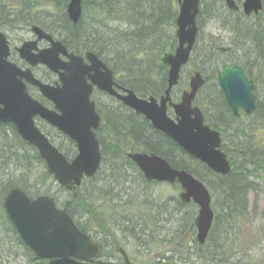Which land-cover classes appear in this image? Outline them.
Instances as JSON below:
<instances>
[{"label":"trees","instance_id":"trees-1","mask_svg":"<svg viewBox=\"0 0 264 264\" xmlns=\"http://www.w3.org/2000/svg\"><path fill=\"white\" fill-rule=\"evenodd\" d=\"M49 3L53 5L54 16H56L52 19L50 31L62 38L69 49L81 53L85 51L96 53L111 66L119 83L133 90L139 97L162 95L166 88L167 68L161 64L160 60L163 54L173 51L176 46L174 35L178 14L176 0H84L82 19L76 26L67 20L65 14L67 0H49ZM86 15H90L95 20V25L83 27L82 21ZM97 20H104V23L98 24ZM110 22L114 23L112 29L107 25ZM217 92L219 97L213 98L212 108L218 119H221L227 107L221 92L219 90ZM173 95L179 97L177 94ZM196 105L202 106L208 112V97L207 100L198 97ZM124 109L122 105L117 107L111 140L105 141L97 137L101 147V167L95 178L84 181L94 185L96 194L92 196L96 197V201L81 194L78 189L77 198L71 199L63 205V208L81 231L89 234L95 229L91 227V224L100 231H109L107 227L109 221L105 220L102 212L98 211V207L111 208L113 204L117 209V205L122 204V198L116 194L103 196L102 193L112 192L110 190L112 187L113 190L117 189L120 182L126 183L133 179V176L139 183L147 184L135 165L126 159V152L131 149V151L143 150L153 153L166 160L172 168L190 173L202 182L212 195L217 196V209L220 213L215 217L206 242L199 245L195 240L196 207L192 204L184 206L177 199L175 200L177 211L173 213L179 215L178 227L170 239L166 237L159 239L160 235L153 229L154 224L158 223L157 216L168 215L166 205L165 208L159 206L155 215L153 208L143 201L145 210L140 215L123 213L119 224L113 225L111 221L112 226L129 230L132 233L130 236L136 241L146 238L147 246L172 244L177 241V248L180 253L182 252V256L199 259L204 264H231L235 256L232 246L241 234V227L247 223V193L256 190L252 178H255L264 168V151L258 147L257 140H251L250 129L246 128L243 122H236L231 113H228V122H209L213 129L223 131L222 150L231 166L229 174L220 176L189 157L166 136L152 130L141 117ZM257 110L256 107L253 114ZM204 118L208 121L206 114ZM205 123L208 125V122ZM263 124L264 122L261 125L264 126ZM227 135L232 136L227 142L232 146L235 157H232L227 150L228 145L225 143ZM0 137L3 140L1 141L5 161L4 179L0 182V202L3 196L13 188L24 190L30 197L43 194L54 198L49 187L56 182L45 172L37 151L23 142L14 128L8 124L0 125ZM50 141L68 160L75 156V146L71 141L66 140L70 148L65 151L55 143L52 137ZM37 164L42 166V171L32 176ZM106 165L108 167L104 171H108L109 175L100 180V186L99 184L97 186L96 180L105 173L101 171ZM47 183L49 187L46 186ZM54 200L56 201L55 198ZM70 203H75L81 213L71 208ZM160 210H162L161 213ZM82 215H85L86 221L91 223L89 226L85 224L81 226L76 220ZM4 216L7 221V216ZM11 229L15 241L30 256V259L37 264H46L45 261L36 260L30 250L22 244L13 226Z\"/></svg>","mask_w":264,"mask_h":264},{"label":"water","instance_id":"water-1","mask_svg":"<svg viewBox=\"0 0 264 264\" xmlns=\"http://www.w3.org/2000/svg\"><path fill=\"white\" fill-rule=\"evenodd\" d=\"M178 15L175 21L177 46L173 53L164 54L161 62L167 67V85L163 95L156 99L152 96L140 98L129 89L119 94L112 87V72L93 52H87L83 58L68 55L66 75H60L61 86L49 87L37 82L29 71L22 72L13 65L1 60L0 54V123H10L19 137L33 146L46 165L48 174L67 190L75 189L83 178L95 176L101 161L95 130L99 126V117L90 100L92 87L117 98L125 107L149 121L154 130L172 140L183 152L201 162L215 174L226 176L231 168L226 155L220 150V134L204 125L201 111L192 107L197 92L205 80L200 73H194L189 79L188 90L182 92L178 103L171 99L172 88L178 84L181 69L188 63L197 37V17L200 0H176ZM226 6L234 9L233 0H225ZM260 0H244L245 14L257 13ZM66 14L72 25L76 26L81 17V0H69ZM38 39L52 37L33 27ZM65 49L58 41H52L54 57L56 49ZM51 51L48 52V54ZM21 58L32 65L44 64L53 71L57 67L50 59L42 55L33 60L19 49ZM19 77L18 80L15 77ZM87 77V78H86ZM25 79L39 88L40 93L53 103L48 110L27 95ZM89 79L90 83L87 82ZM218 84L228 107L234 116L241 109L250 114L255 109L254 86L246 79L238 67H224L218 74ZM170 107L176 117L172 121L167 116ZM45 121L74 142L77 153L68 161L49 139L35 126L34 118ZM127 157L136 165L145 180L177 182L181 188L178 198L183 204L192 202L197 206L194 220L196 241L204 244L211 229L213 211L210 206L208 189L202 182L184 170L172 168L167 161L154 154L129 153ZM5 212L17 230L21 241L38 259L48 260L49 264H88L100 254L97 244L80 232L65 210L58 209L52 198L38 196L31 199L20 189L10 190L4 197ZM125 264H131L124 251L119 250Z\"/></svg>","mask_w":264,"mask_h":264},{"label":"flooded vegetation","instance_id":"flooded-vegetation-1","mask_svg":"<svg viewBox=\"0 0 264 264\" xmlns=\"http://www.w3.org/2000/svg\"><path fill=\"white\" fill-rule=\"evenodd\" d=\"M68 1L69 0H67V3ZM83 2L84 0L81 1V6ZM233 3L235 6L234 9H230L226 6L225 0H212V2L210 1L209 4L210 11L208 8L210 15L208 12V21L211 19L214 21L217 20L218 24L216 25L215 28L218 34L216 35L208 34V50H207L208 62L212 61V63L214 62L217 63V61L219 60L218 57H225V56H231L234 59L230 61L223 60L221 63L222 64L221 68H219V66L216 64H214L216 66H212V65L208 66V76H203L205 80V84L203 88L208 83V90H209V86H210L209 84L211 82V79H213L215 80V85L212 86L211 91L213 92L219 90L221 92L218 84V74L222 72L224 67L235 66L242 70L246 79L254 86L252 94L255 97V109L256 107L258 108L259 105L263 106L264 108V104L260 102L257 92L259 88L261 87L264 88V0H260L261 8L257 13H250L248 15L245 14L243 10L244 0H233ZM38 4H39L38 0H0V54H3L1 56V60L3 61V63L7 62L8 64L15 66L16 68L20 69L22 72L29 71L33 79H35L40 84L44 86L56 88L57 86H61V83L59 81L60 75L67 74L66 70L68 69V61H69L68 55L74 54L75 56L81 57L83 58L84 61L83 64H87L88 62L85 59V54L88 51L81 53L71 50L67 47L66 42H64L62 38H60L58 35H54L50 31L52 19L56 18V16H54V12L53 14H47L44 18L42 16L38 17L39 13L36 11ZM66 5H65V9H66ZM200 14H201V3H200ZM82 15H83V10H82ZM66 17L67 20L69 21L67 14ZM39 21H43L44 23H46V25H42L41 23H39ZM33 27H38L44 32V34L51 36L52 39L51 40H48L46 38L38 39L36 32L33 30ZM197 29H198L197 31V37H198L199 34L198 22H197ZM197 37H196V41H197ZM223 39L226 41L227 47H220V44L222 43ZM52 41L60 42L62 44V47L65 49L64 50L65 53H62V50H60V48L59 49L57 48L55 50V52L57 51V57H54L53 56L54 52L52 50ZM195 45L193 49L195 48ZM22 47H24V51L31 57V59L39 60L42 57V55H45L50 59V61L53 62V64L56 67L57 65H60V68H57V71H53L44 64H40V63L38 64L36 63L35 65L30 64L20 56L19 49H22ZM49 51L51 52L48 54ZM98 58L112 72V81L119 86V88H117V86H113L112 88L119 94H124L123 89H129V88L123 87L119 83L117 75L114 73L111 66L105 63L100 57ZM232 63H237V64L235 65ZM209 74H211V77H209ZM206 78L208 79V82ZM15 79L18 80L19 77L17 76L15 77ZM180 79H179V83H180ZM21 82L25 85L27 95L29 96L30 99L36 101L37 103H39L41 106H43L48 110H53L54 106L52 101L45 98L40 93L38 87L28 83L25 79H22ZM87 82L90 83L89 79H87ZM185 90H188V87L185 86V89L183 91ZM182 92L181 90H178L177 87L172 88L171 98L173 103L179 102V98L174 97L173 94L180 95ZM221 94L223 96L222 92ZM159 97H154V98L159 99ZM140 98L147 99L148 97H140ZM197 98H198V94L197 97L192 102V107H197L201 111L203 115V122L204 123L208 122V127L211 130L218 131L222 139L223 131L221 132L217 129H213L209 125V122H228L227 121L228 113L229 114L231 113L232 115V112L228 107V105L226 104L224 96L223 99L227 109L224 113V116L221 117V119H218V116L216 115V113L212 108V100L210 98L209 92H208V112H206L202 108V106L196 105ZM90 100L94 103L95 112L99 117V126L94 133L101 154V147L97 137L99 136L101 139H104L105 141L111 140V133H113L114 131L113 126L117 115V107L119 105H122L125 108L124 110H126L127 112L131 113L133 111L125 107L120 101L117 100L116 97L106 92H102L98 90L95 86L92 87ZM253 113L254 112L250 114H245L241 109H239L238 116L235 117V120L236 122H242L244 118L247 119L251 117ZM204 114L208 116V121L204 118ZM137 116L141 117L143 121L146 122L149 125V127L152 128V130H154L151 123L147 121L143 116L141 115H137ZM167 116L172 121H175L176 119L170 107H168L167 109ZM34 122L37 128L43 134H45L49 140L51 137L53 139H55V137H59L63 140H69L67 136L61 134L57 129L50 126L49 124L39 119L38 117L34 118ZM6 124L7 123H0V125H6ZM129 152H131V149H129L126 152V159H128L127 155ZM135 152L153 154L143 150H136ZM4 167H5V161H4L3 142H2V144H0V182H2L4 179V174H5ZM45 172L48 174L46 168H45ZM213 197L211 196V198ZM3 198H2V202H0L1 220L2 217L5 215ZM7 223L8 225H10L9 221H7ZM90 237L92 238L91 235ZM96 243L101 244L102 241L96 239ZM119 247L121 246L114 247L113 250L117 251ZM128 259L130 262H132L129 257ZM90 262L95 264L94 259L90 260ZM97 264H113V263H102L99 261L97 262ZM117 264H124V261L121 259V257L119 258V263Z\"/></svg>","mask_w":264,"mask_h":264},{"label":"rangeland","instance_id":"rangeland-1","mask_svg":"<svg viewBox=\"0 0 264 264\" xmlns=\"http://www.w3.org/2000/svg\"><path fill=\"white\" fill-rule=\"evenodd\" d=\"M212 0H201V14L198 20V28L199 34L197 37L195 48L192 52L191 59L188 65L182 70L180 83L177 86L178 90L181 92L185 89L187 85L188 79L187 75L191 74L194 71L200 72L203 76H208V66H216L219 68L222 67V61H230L233 60L231 56L218 57L217 63L212 61L208 62V34H218L216 31V25L218 24L217 20H209L208 21V12L210 11L209 4ZM39 4L37 5L36 11L39 13V16L43 18L47 14H53L54 7L49 3V0H38ZM209 8V11H208ZM203 10V11H202ZM210 15V12H209ZM42 25H46L43 21H39ZM98 24H103V21H98ZM83 27H88L89 25H95V20L90 16L86 15L84 20L82 21ZM110 29L114 28V23L110 22L107 24ZM209 32V33H208ZM220 47H227L226 41L223 39ZM216 64V65H214ZM211 77V74H209ZM262 81V79H261ZM200 91L198 94L199 98L207 100L208 92L210 94L211 100L214 97L218 98L217 91H211L213 85H215V80L211 79L209 84ZM217 85V84H216ZM258 98L260 102L264 104V88L258 89ZM264 108L259 105L258 110L249 118L243 119V125L246 128H249V134L252 138L251 140H257L258 147L264 151V126H262V122H264ZM208 117V116H207ZM251 122H256L255 124ZM264 125V124H263ZM55 136V135H54ZM225 138V143L228 145V152L232 157L234 156V151L232 150V146L227 142L231 140L232 136L227 135ZM55 143L61 147L62 150L69 149V145L66 140H63L59 137H55ZM0 142L1 139H0ZM110 156V153H109ZM108 165L104 167L101 173H104L105 169H107ZM39 171H42V166L38 165L33 170L32 176L38 174ZM100 173V174H101ZM109 172H105L101 174L96 180L97 186H100V180L103 178H107ZM37 179V175L35 176V180ZM255 184V191H249L247 193V212L246 216V225L241 227V234L235 240L233 247V251L235 253L234 259L231 260V264H264V168L257 173L255 178H252ZM49 187V184H46ZM115 187V185H114ZM50 193L53 194L56 199L57 205L62 207L67 202H70V195L64 190L60 189L57 184L49 187ZM80 193L86 195V197L94 199L96 201V197L92 196L96 194V190L94 189V185H90V183L85 182L79 188ZM112 192L102 193L105 195H114L116 194L119 198H122V204L117 205L118 208L112 204V207L109 206H99L98 211L102 212L105 220L109 221L108 228L109 231H103L98 229L96 226L91 224L94 230H91L89 233L92 234L93 239H98L103 243V252L102 255L95 260V264L97 262L102 263H119V256L113 248L115 247V243L117 242L119 246H121L125 252L127 253L130 260L135 264H204L201 260L195 258H187V256H182V252H179V248H177V241L172 242V244L165 245H145L146 238L141 241H136L130 235L132 234L127 231L125 228L113 225L119 224L120 217L123 213L129 214H138L142 213L145 209L142 204L144 201L146 205L151 206L153 208L154 214L156 215L159 206H167L166 216H157L158 220L157 224H154V231L157 232L160 237L159 239L166 237L170 239L172 233L177 231L178 227V217L179 215L174 214V211H177V206L175 204V200L177 198L179 187L177 185H169V184H156L150 183L148 185H144L139 183L133 176V179L126 181V183H121L118 185V188L113 190ZM129 197V199H128ZM217 196L215 195L212 198V208L215 211V214L218 216L220 211L217 209ZM71 204V203H70ZM71 208H74L77 212H80L79 207L75 203L71 204ZM162 210H160L161 213ZM86 216H81V218H76L77 221L80 222V225H84L86 221ZM6 222V221H5ZM6 225V226H5ZM3 225L2 220L0 219V262L2 264H37L36 262L30 259V256L26 254L15 241L14 236H12L10 229H8V223L6 222ZM93 225V226H92ZM89 226V225H86ZM137 230V229H135ZM113 233L114 235H111ZM136 233V232H135ZM134 233V234H135ZM177 239V237H176Z\"/></svg>","mask_w":264,"mask_h":264}]
</instances>
